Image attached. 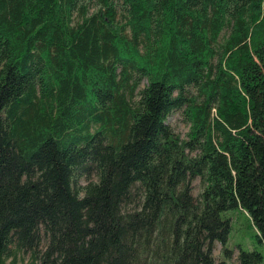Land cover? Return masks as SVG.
<instances>
[{"label":"trees","instance_id":"16d2710c","mask_svg":"<svg viewBox=\"0 0 264 264\" xmlns=\"http://www.w3.org/2000/svg\"><path fill=\"white\" fill-rule=\"evenodd\" d=\"M263 57L264 0H0V264H264Z\"/></svg>","mask_w":264,"mask_h":264},{"label":"rangeland","instance_id":"374dc122","mask_svg":"<svg viewBox=\"0 0 264 264\" xmlns=\"http://www.w3.org/2000/svg\"><path fill=\"white\" fill-rule=\"evenodd\" d=\"M264 58V57H263ZM264 90V88H263ZM168 122L174 129V131L184 138L189 130L188 125L184 121L182 116V111L173 112L168 119ZM83 180H81V184H83ZM194 196H198L200 192V181L197 180L193 183ZM231 216H234V219H238L239 221L234 223V227L231 231L230 239L228 242L229 247L235 248L232 259L226 264H239L238 262V254L240 248L245 250H252L257 245V237L255 235V231L253 227L249 224L246 217L239 212H230ZM222 246L219 243L215 244L214 256L218 262H224V259L221 256ZM30 260L28 258L19 259V264L27 263Z\"/></svg>","mask_w":264,"mask_h":264}]
</instances>
